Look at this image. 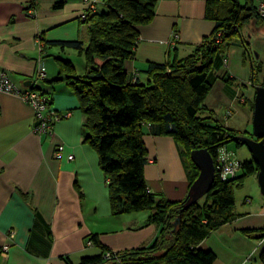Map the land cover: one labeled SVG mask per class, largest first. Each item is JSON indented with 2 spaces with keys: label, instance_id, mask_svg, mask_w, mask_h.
<instances>
[{
  "label": "crops",
  "instance_id": "obj_1",
  "mask_svg": "<svg viewBox=\"0 0 264 264\" xmlns=\"http://www.w3.org/2000/svg\"><path fill=\"white\" fill-rule=\"evenodd\" d=\"M207 1L158 0L151 22L138 28L133 58L124 63L128 77L137 71L144 83L149 63L191 55L214 27L204 18ZM55 3H62L61 8L53 9ZM95 6L96 12L104 11L105 0H96ZM84 10L79 0H0V71L21 90L48 94L51 111L71 112L52 126L51 135L39 136L32 131V108L0 92V248L8 245L0 264H79L83 257L100 254L87 245L93 235L112 253L149 247L159 235L160 229L147 223L149 212L108 215L106 182L96 154L83 143L85 118L78 102L63 81L50 83L57 78L59 52L48 43L80 41L85 47L88 30L79 21ZM222 54L214 61L217 80L203 104L212 113L208 123L230 130L222 118L228 111L232 116L241 106L253 111L252 65L260 69L257 82L264 80V18L248 20ZM38 62L44 81L36 79ZM143 142L147 190L168 201H183L190 183L173 139L146 131ZM58 145L65 147L61 158L55 156ZM69 153L71 161L66 159ZM234 214L233 221L209 234L199 248L214 253L213 264H263L264 240L248 238L241 230L264 227V205L256 213L234 208Z\"/></svg>",
  "mask_w": 264,
  "mask_h": 264
},
{
  "label": "trees",
  "instance_id": "obj_2",
  "mask_svg": "<svg viewBox=\"0 0 264 264\" xmlns=\"http://www.w3.org/2000/svg\"><path fill=\"white\" fill-rule=\"evenodd\" d=\"M157 1L105 0L104 11L96 12L95 6L82 22L88 30L85 47L80 41L48 43L49 47L84 55V76H77L69 61L56 58L58 74L50 83L63 81L78 102V110L85 118L83 143L97 156L108 189L111 214L149 212L147 223L160 229L151 246L119 253L107 251L93 235L89 242L100 254L83 257L79 264H213L214 253L200 249L199 244L213 231L233 221L234 189L240 187L246 177L258 173L251 159L238 161L239 171L230 181L222 182L215 170L211 190L186 210H182L185 199L168 201L147 190L144 168L148 159L143 142L146 131L153 136L173 139L185 163L190 185L198 175L190 161V152L206 149L215 167L218 150L226 148L239 135L218 123H208L212 113L206 112L203 103L217 80L213 71L215 59L223 58L222 52L248 20L263 19L253 1L264 0H242L243 4L231 0L222 5L220 0H208L204 18L213 22L210 35L203 37L194 52L181 60L149 63L143 71L146 81L143 83L137 78L133 83L124 63L133 58L139 40L138 28L151 22ZM61 6L62 3H55L52 8ZM218 35L221 40L216 43ZM259 72V67L252 65L253 88L264 87V80L257 82ZM43 94L49 99L47 111L71 114L70 111L63 114L51 111V97ZM63 120L66 119L60 121ZM241 234L262 241L264 227L241 230ZM106 253L111 254L110 259L105 258ZM259 258L264 264V249Z\"/></svg>",
  "mask_w": 264,
  "mask_h": 264
},
{
  "label": "built area",
  "instance_id": "obj_3",
  "mask_svg": "<svg viewBox=\"0 0 264 264\" xmlns=\"http://www.w3.org/2000/svg\"><path fill=\"white\" fill-rule=\"evenodd\" d=\"M79 1L85 8L84 13L79 16V21L83 22L86 19L87 13L95 10L96 0ZM257 12L260 17H264V4L257 7ZM172 37L173 39L178 38L176 33H173ZM218 41L219 40L217 39L216 42ZM137 78L138 73L134 71L132 73V82L135 83ZM36 79L39 81H43L45 79L44 68L40 62L37 64ZM0 92L18 97L23 103L32 108L35 121L37 122L32 131L36 135H50L52 124L59 122L61 119H68L71 116L70 113L57 115L53 112L47 111V103L49 100L47 95L29 88L25 90L19 89L2 71H0ZM226 116L229 117L230 114L227 113ZM64 151L65 147L63 145H58L55 152L56 158H61ZM73 158L74 156L70 153L66 156L68 161L73 160ZM215 170L217 171L218 177L222 182H226L228 180L230 181L236 177L239 171V163L237 160H235V158L232 157L226 148H220L216 158ZM12 237L13 233H10L9 238ZM87 245L90 246L91 242H88ZM7 249L8 245H3L0 248V255H6ZM110 257V253L105 254L106 259H110Z\"/></svg>",
  "mask_w": 264,
  "mask_h": 264
},
{
  "label": "water",
  "instance_id": "obj_4",
  "mask_svg": "<svg viewBox=\"0 0 264 264\" xmlns=\"http://www.w3.org/2000/svg\"><path fill=\"white\" fill-rule=\"evenodd\" d=\"M26 82L25 86H30ZM252 111V137L235 136L232 142L245 147L251 155V160L257 165V184L264 197V87L255 86ZM191 163L198 171L196 179L190 185L182 210H186L202 199L212 188L215 179V167L212 157L206 149H196L190 152ZM180 217L174 222L177 226ZM174 231V230H173Z\"/></svg>",
  "mask_w": 264,
  "mask_h": 264
},
{
  "label": "rangeland",
  "instance_id": "obj_5",
  "mask_svg": "<svg viewBox=\"0 0 264 264\" xmlns=\"http://www.w3.org/2000/svg\"><path fill=\"white\" fill-rule=\"evenodd\" d=\"M227 1L230 2L231 0H220L219 4L221 5L224 3L226 4ZM239 3L243 4V1L239 0ZM253 4L254 6L257 5V7H259L260 5L264 4V1H259L258 3L256 1H253ZM247 6H244V9L248 8ZM217 39L219 41L221 40L220 35H218ZM57 51L59 52L58 59L63 60V61H69L72 64L75 74L77 76L85 75L86 73L85 64L86 63H85L84 55L82 53H79L78 51H74L70 49H66L64 52H61L60 49H58ZM245 101L246 100L244 98H241V102L245 103ZM247 109H248L247 106L245 108L241 106L240 109L237 110L234 116H232L231 112L228 111L227 113H229L230 116L227 117L225 114V116L222 117L224 126L229 124L230 126H232L230 130L235 131L237 134H240L246 137H252V113L249 114L248 113L249 111H247ZM202 115L204 117V115L206 114H202ZM226 148L229 151V153L232 155V157L235 158V160L239 162H244V161L251 159V155L245 147L237 148L235 144L231 142L226 145ZM106 193H107L106 200L108 201L107 186H106ZM233 196H234L236 210H242L243 212L248 211L250 213H256V212H259L264 205V197L260 193L257 180H256V176L246 177L243 180L242 185L234 189ZM107 205H109V203ZM141 212L146 213L145 211L134 212V213H141ZM108 213H109L108 215H110L111 217L113 216L114 218L120 216V215H117V216L112 215L110 206H108ZM125 214H131V213H125ZM125 214H122V215H125Z\"/></svg>",
  "mask_w": 264,
  "mask_h": 264
}]
</instances>
